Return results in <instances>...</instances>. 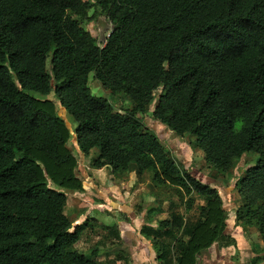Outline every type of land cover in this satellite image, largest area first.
<instances>
[{
  "label": "trees",
  "instance_id": "16d2710c",
  "mask_svg": "<svg viewBox=\"0 0 264 264\" xmlns=\"http://www.w3.org/2000/svg\"><path fill=\"white\" fill-rule=\"evenodd\" d=\"M97 15L111 25L103 46L81 26ZM91 74L132 107L115 113L105 99L91 96ZM155 125L193 137L217 171L255 154L236 184L241 209L217 178L192 167L189 144L177 146L190 163L181 162L180 172L147 131ZM71 137L80 155L98 151L95 169L113 173L134 165L138 175L152 171L156 185L204 202L197 218L183 223L171 216L158 224L166 236L182 228L174 264H196L220 242L234 249L242 212L245 224L263 235L264 0H0V264H97L74 250L85 223L72 228L63 214L62 191L83 188L66 147ZM229 211L240 219L233 225ZM145 229L143 244L154 233ZM155 243L153 237L156 254ZM157 246L151 260L165 264L163 246ZM215 261L212 256L205 264Z\"/></svg>",
  "mask_w": 264,
  "mask_h": 264
},
{
  "label": "rangeland",
  "instance_id": "374dc122",
  "mask_svg": "<svg viewBox=\"0 0 264 264\" xmlns=\"http://www.w3.org/2000/svg\"><path fill=\"white\" fill-rule=\"evenodd\" d=\"M90 1L94 2L95 0ZM88 16H92V11L88 13ZM81 26L92 34L99 46H103L111 31L109 21L102 15L95 16L89 22H82ZM88 88L91 96L105 99L115 113L125 114L132 107V104L124 95L113 94L104 90L94 79L93 74L89 75ZM30 95L40 98L36 93H30ZM46 98L55 103L57 115L63 116L67 124L73 129L72 119L67 114L59 111L58 104L52 96L49 95ZM136 118L141 123L148 121L147 116L144 114H137ZM147 129V131L158 138L167 156L180 172L183 170L181 162L184 163L186 161L187 166L190 163L187 162L185 156H181L177 146L180 143L192 146L191 159L189 158L192 167L204 176L208 175L217 178L227 188L226 193L231 195L234 201L233 206L241 209L242 202L239 199L236 184L244 176L246 170L254 165L257 157L255 154L249 153L242 156L240 159L233 161L227 171L221 172L211 168L204 161L202 152L194 147L193 137L184 135L183 138H178L169 133L163 126L155 125L152 128L147 127ZM66 147L77 162L74 173L83 185L79 193L60 190L67 197L63 214L69 220L71 227L85 223V229L81 234L82 237L80 236L79 242L74 246V250L88 259L95 260L97 264H133L130 248L119 242V230L121 232L133 230L134 218V220L141 219L140 226H142L143 220H145V209L147 208L150 209V212H154L156 210L152 205V201L155 204L163 201L161 203L163 204V212L156 213V222L152 223L158 230L151 236L156 238L157 243L154 245L158 254L160 251L157 244H162L166 254L165 264H174V258L178 250L175 238H182V228L180 227L178 230L174 228L173 235L166 236L164 235L166 229L160 228L158 224L170 220L171 216L181 217L183 223L197 218L199 208L204 205V202L194 193L187 195L180 188L167 184L156 185L152 180V171H145L142 175H138L134 165H130L128 170L113 173L108 168L94 169L92 164L98 158V151H93L90 155L89 153L80 155L76 148L74 137L70 138ZM49 186L51 187L50 183ZM140 199H143V201L139 203ZM112 204L126 207L127 212L112 210ZM127 208H130L131 211H128ZM240 216L245 220L243 212L240 213ZM237 218L234 211L228 212L227 222L229 224L231 223L232 225L234 221L240 220ZM244 220L238 221L237 224L241 228L240 233H245L243 234V239L238 237L234 240L232 243L234 252L230 254L227 260L231 261L232 264H264V255L261 253L264 246V232L263 235H260L256 225L247 226ZM94 250L97 255L92 257L91 252ZM203 254L197 256L196 264L203 263Z\"/></svg>",
  "mask_w": 264,
  "mask_h": 264
},
{
  "label": "crops",
  "instance_id": "0c3cea01",
  "mask_svg": "<svg viewBox=\"0 0 264 264\" xmlns=\"http://www.w3.org/2000/svg\"><path fill=\"white\" fill-rule=\"evenodd\" d=\"M93 151H96V150L95 149L91 150L89 152V155ZM96 170H101V169H96ZM92 175H94V174H92ZM148 199H150V198H148ZM153 200H154V198H153ZM140 201H143V199L142 200L140 199L139 200V203H140ZM161 203L155 204L152 201V205H153L154 209L156 210L154 212H150L149 211L150 209H147V208L145 209V213H144L145 220H143L142 226H140L142 220L141 219L140 220H134L135 219L134 218L133 219V230L124 231V232H121V230H119L120 231V233H119L120 241L119 242L122 243L125 246H128L130 248V251L132 252V257H133V264H156V263H154L152 261V260H154V258H156V254H155L154 250L152 251V246H151L152 236H149L148 240H146L144 242V244L147 245L146 247L145 246H142L144 244L141 242L142 239H140V238L144 234V233H141L142 232L141 231L142 230V227H145L146 228L144 230V232L146 234L149 233L151 230H153L154 232L158 230V228H156L155 226H153L152 223H155L156 222V217H157L156 216V213L163 212V210H162V207H163L162 205L163 204H161ZM231 222H233V221H231ZM227 223H229V222H227ZM233 224L234 223H232V225ZM121 233L122 234L123 233L126 234L127 237L125 236L124 238H122ZM129 234H130V237H129ZM132 234H133V241H132ZM243 234H245V233H241L240 235H238L237 237H235L234 240L236 238H238V237H242V239H243ZM225 243L226 242H222V243L220 242V243H218L220 245L215 244L207 252H203L204 254L202 256H204V259H203V263L202 264H205L207 262V260L210 257H212V256H214L216 258L215 263L218 260L217 264L229 263L230 261H228L227 259L230 256V254H232L234 252V249H232L231 247H228L227 243L226 244Z\"/></svg>",
  "mask_w": 264,
  "mask_h": 264
}]
</instances>
